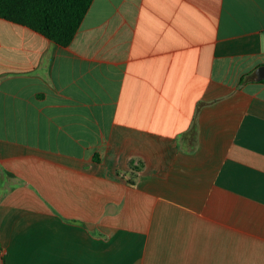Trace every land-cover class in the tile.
I'll use <instances>...</instances> for the list:
<instances>
[{"label": "crops", "instance_id": "0c3cea01", "mask_svg": "<svg viewBox=\"0 0 264 264\" xmlns=\"http://www.w3.org/2000/svg\"><path fill=\"white\" fill-rule=\"evenodd\" d=\"M262 65L264 0L0 17V264H264Z\"/></svg>", "mask_w": 264, "mask_h": 264}, {"label": "trees", "instance_id": "16d2710c", "mask_svg": "<svg viewBox=\"0 0 264 264\" xmlns=\"http://www.w3.org/2000/svg\"><path fill=\"white\" fill-rule=\"evenodd\" d=\"M93 0H0V17L25 25L60 45L76 35Z\"/></svg>", "mask_w": 264, "mask_h": 264}, {"label": "water", "instance_id": "95a60500", "mask_svg": "<svg viewBox=\"0 0 264 264\" xmlns=\"http://www.w3.org/2000/svg\"><path fill=\"white\" fill-rule=\"evenodd\" d=\"M257 78L256 79H264V65L260 66L258 69H257Z\"/></svg>", "mask_w": 264, "mask_h": 264}]
</instances>
